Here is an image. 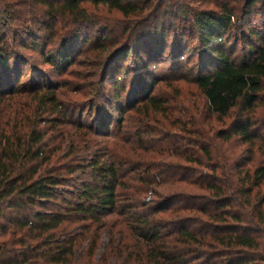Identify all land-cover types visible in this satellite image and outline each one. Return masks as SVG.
Segmentation results:
<instances>
[{
  "label": "trees",
  "instance_id": "trees-1",
  "mask_svg": "<svg viewBox=\"0 0 264 264\" xmlns=\"http://www.w3.org/2000/svg\"><path fill=\"white\" fill-rule=\"evenodd\" d=\"M25 1L44 9V21L36 23L57 47L45 59L56 74L75 64L69 49L84 35L98 51L81 66L89 61L88 71L71 72L83 84L25 81L24 52L40 50L35 33L27 32L28 44L0 37V231L10 232L0 242V264L264 260V122L258 119L264 30L250 31L256 41L242 56L226 50L238 12L264 16V0H222L197 12L183 4L187 0ZM13 15L23 20L21 12ZM98 28L105 35L90 37ZM186 34L202 49L197 71L188 70L202 106L182 99L174 84L169 95L157 96L165 79L145 71L158 69L171 37L179 42L178 58H185ZM129 57L140 69L139 87L125 95V82L115 83L125 104L116 109L117 139L104 141L103 105L116 101L107 100L104 85L112 72L125 70ZM183 73L174 81L189 80ZM67 94L76 99L65 108ZM88 107V114L104 115L101 129L79 122L69 130L70 117ZM47 123L52 126L45 130ZM225 146L230 153L221 151ZM79 171L90 173L91 184L75 200L60 197Z\"/></svg>",
  "mask_w": 264,
  "mask_h": 264
},
{
  "label": "rangeland",
  "instance_id": "rangeland-1",
  "mask_svg": "<svg viewBox=\"0 0 264 264\" xmlns=\"http://www.w3.org/2000/svg\"><path fill=\"white\" fill-rule=\"evenodd\" d=\"M222 0H187V2H183V4L189 5V11H200L205 9H212L215 8L217 3L221 2ZM232 2V5L235 3L233 0H228ZM29 2V6L26 7L27 3ZM211 2V3H209ZM11 11H14L13 14H17L21 12V16L23 17V22L19 20V22L15 21L14 18H16ZM44 9L43 7L33 4L31 1H25V0H0V37H3V35H7L8 39H11L14 37L15 40L20 41L24 40L25 44L32 43V39L27 32H34L36 35V42L37 45H40V50H34V49H27L25 54V60L23 62V65L21 66V70L23 74L26 76L24 78L25 81H28L30 79H41L43 82H50V83H59L61 85H65L66 83H75L80 82L76 81L74 79V76L71 75V72L73 71H79V72H86L84 71L87 68V71L89 70L88 65L89 61L87 63L86 67H81L83 64H85V60L89 58V56H92L95 54V52L98 51L96 43L92 40L91 43H85V37L80 39L79 41L75 42L71 48L69 49V53L72 57L75 64H73L69 70L64 74H56L55 69L52 67V65L46 63V56L50 55L55 56L57 52V47L53 46L52 44H48V37L45 34V31L41 30L42 27L37 26L38 24L36 22L44 21L43 19ZM239 17L235 19V28L230 32V34L227 36V40L229 41L228 46L226 47V50L228 52H234V57H240L243 55V52L246 51L247 45L255 44L256 39L252 36L250 33L251 30H256L257 32L264 30V25L262 23V20L264 16L255 15V16H248L243 15L242 11L238 12ZM114 17H120L119 14H113ZM29 18V23H25L26 19ZM22 22V23H21ZM256 27V28H255ZM38 29V30H37ZM262 32V31H261ZM264 32V31H263ZM105 35L104 30L101 28L94 29V31L89 35L90 37H101ZM264 35V33H263ZM171 37L168 40L167 48L164 51V56L161 59L159 63H156L157 70L154 69L151 66L148 67L145 71H152L154 74V77L157 79H165V81L159 82V85L157 87L156 95H169L171 93V89H169L170 84H174L180 92L182 99L186 100L187 102H197L201 106L204 104L203 97L200 95V92L197 88V86L190 80L191 74L188 72L189 69H193L197 71L198 69V61L201 58V47L199 46L196 39H193L190 34H186L184 36V41H188L190 43V49L185 51V58H178V51H176L177 44L179 43L178 40L172 39ZM95 40V39H94ZM13 43V41H12ZM18 44V43H17ZM18 48V47H17ZM19 50V49H16ZM191 59H188L190 58ZM93 57H91L92 60ZM202 59V58H201ZM208 58H204L206 61ZM131 57H129L128 63L125 64V70L121 73H115L112 72L111 75H109L107 82L105 83V94L108 99H115L116 101H108L109 103L104 104L106 108V114L107 117L99 111L97 114L94 112L93 115L88 114L87 111L89 110L86 108V112L84 115H79L81 111L77 112L75 116H71L72 124L73 125H66V127L69 130L75 131V126L78 125L79 122L86 123L89 125L94 126V129H101L99 128L100 121L103 117L105 120V126L109 127L106 132H108L107 137H104L101 140L114 142L115 139H117L116 134L119 131L118 127V121L120 119V115L117 113L116 109L120 104H125V95L126 92L130 87L138 86L139 78H137L138 69L137 67H133L130 65ZM179 62V66L172 68L171 65L173 63ZM186 66V67H185ZM185 67V70L183 69ZM127 69V70H126ZM126 71H129L128 76L125 74ZM143 72V71H141ZM181 72H184L183 74L189 79V80H179L174 81V78H178L181 75ZM188 72V74H187ZM194 73V72H193ZM142 74V73H141ZM119 77L122 78V81H120ZM172 77V78H169ZM18 78V77H17ZM13 81V80H12ZM123 83L126 84V91L125 95L123 94V98L117 100V94L121 92L120 88H115V83ZM9 81L5 84H8ZM80 84H83L80 82ZM59 92H64V89L60 90ZM68 95V94H67ZM76 96L75 95H68L66 98H61V100L65 103V108H68V105L70 103L74 104L73 101H75ZM88 104V103H87ZM87 104L84 106L86 107ZM72 110V109H71ZM110 110V112L108 111ZM259 113V120L264 122V93L262 95V106L258 110ZM107 118V119H106ZM52 124L47 123V125H44L45 130L47 128H50ZM130 126V124L128 125ZM74 128V129H73ZM130 129V127L128 128ZM134 129H131L133 131ZM221 151H227L230 153L231 150H229V147L225 146L221 149ZM233 151V149H232ZM84 154V153H83ZM78 156H81L77 154ZM82 158V156H81ZM83 159V158H82ZM90 173L87 171L86 173H82L81 171L75 173L74 175L70 176L68 179V184L64 189L61 190V196L64 198H68L69 200H74L78 196L79 193L82 192V188L84 185L91 184L92 179L89 177ZM63 192H65L63 195ZM79 224H86L84 222ZM10 237V232L8 234H3L0 231V242H4L5 240H8ZM108 242V238L104 237V243ZM261 255L264 257V248L260 251ZM128 264H139L138 260L132 259L128 262ZM148 264H152L151 262H148ZM259 264H264V260L260 261Z\"/></svg>",
  "mask_w": 264,
  "mask_h": 264
}]
</instances>
